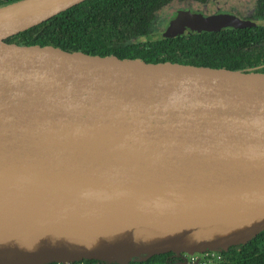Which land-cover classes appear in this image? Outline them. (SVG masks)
Segmentation results:
<instances>
[{
    "label": "water",
    "instance_id": "water-1",
    "mask_svg": "<svg viewBox=\"0 0 264 264\" xmlns=\"http://www.w3.org/2000/svg\"><path fill=\"white\" fill-rule=\"evenodd\" d=\"M82 1L0 6V264H128L255 237L264 70L20 37ZM244 25L177 10L149 35Z\"/></svg>",
    "mask_w": 264,
    "mask_h": 264
},
{
    "label": "trees",
    "instance_id": "trees-1",
    "mask_svg": "<svg viewBox=\"0 0 264 264\" xmlns=\"http://www.w3.org/2000/svg\"><path fill=\"white\" fill-rule=\"evenodd\" d=\"M16 0H0V6ZM172 0H84L20 34L83 51L154 56L160 61L181 60L200 64L249 67L264 70V0H257L254 17L259 21L246 28H228L171 38L150 37L155 13ZM211 251L206 264H264V230L244 244L226 251ZM167 257L154 254L128 264H192L190 255ZM75 264H107L96 259ZM47 264H57L51 262ZM116 264V263H112Z\"/></svg>",
    "mask_w": 264,
    "mask_h": 264
},
{
    "label": "flooded vegetation",
    "instance_id": "flooded-vegetation-1",
    "mask_svg": "<svg viewBox=\"0 0 264 264\" xmlns=\"http://www.w3.org/2000/svg\"><path fill=\"white\" fill-rule=\"evenodd\" d=\"M173 1L181 2V5L176 6L173 10L163 15L162 20L160 22H157L156 18L154 19V26L152 29H155L156 31L163 30L171 15L177 11V10H189V11H201V10H207L211 14H225L227 16H232V18H237L240 20H244L246 22V25L241 27H233V28H246L253 25H256L258 23V19L254 17L255 12V4L257 0L254 1L251 8L247 7V11L244 7L240 6L238 9L237 5L234 4H228V0H172L168 4H170ZM211 2V3H210ZM210 3V4H209ZM167 5V4H166ZM243 9V10H240ZM157 12V11H156ZM227 26V25H226ZM155 27V28H154ZM232 28V27H231ZM219 31V30H217ZM151 33V31L149 30ZM185 253L180 252V254H175L172 251L165 252V255L167 257L175 258L183 256Z\"/></svg>",
    "mask_w": 264,
    "mask_h": 264
},
{
    "label": "rangeland",
    "instance_id": "rangeland-1",
    "mask_svg": "<svg viewBox=\"0 0 264 264\" xmlns=\"http://www.w3.org/2000/svg\"><path fill=\"white\" fill-rule=\"evenodd\" d=\"M254 1L255 0H228L227 2H228V4L237 5L238 9H239L240 6H242L246 10L247 7L251 8V6L253 5ZM178 5H181V2L173 1L170 4H167V5L163 6L161 9H159L155 13V18H156L157 22H160L162 20V17H163L164 14L170 12L171 10L176 8V6H178ZM240 10H243V9H240ZM153 26H154V24L152 25V27ZM152 27H150V31H151V33L155 34L157 31L155 29H152Z\"/></svg>",
    "mask_w": 264,
    "mask_h": 264
},
{
    "label": "built area",
    "instance_id": "built-area-1",
    "mask_svg": "<svg viewBox=\"0 0 264 264\" xmlns=\"http://www.w3.org/2000/svg\"><path fill=\"white\" fill-rule=\"evenodd\" d=\"M211 251H205L202 255H190V258L192 259V264H206L204 261H199L201 259L207 260ZM57 264H75L74 262H66V263H60L57 262ZM82 264V263H77Z\"/></svg>",
    "mask_w": 264,
    "mask_h": 264
}]
</instances>
